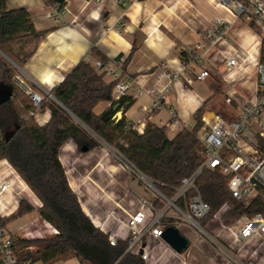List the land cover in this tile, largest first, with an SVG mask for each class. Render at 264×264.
<instances>
[{
    "label": "crops",
    "instance_id": "crops-1",
    "mask_svg": "<svg viewBox=\"0 0 264 264\" xmlns=\"http://www.w3.org/2000/svg\"><path fill=\"white\" fill-rule=\"evenodd\" d=\"M100 1L66 0L63 6L65 13L58 22L53 11L56 4H47L45 0H6L9 10L25 9L33 28L45 32L33 55L13 79L17 78L26 87L27 90H23L14 81L28 97L27 91H30L44 101V97L62 82L80 60L87 59L92 65L100 61L117 75V79L105 75L106 82L116 83L120 80L130 85L124 98L130 99L131 104L112 112L111 120L117 122L124 117L127 123L139 129V134L143 133L147 124L164 128L168 139L184 128H191L194 115L200 109L203 110L201 121L204 118L210 122L218 117L230 122L238 117L242 103L253 99L256 83L253 64H245L234 74L226 75L220 52H227L239 45L256 55L258 43H254L255 38L244 19L236 17L221 3L216 0ZM215 18L228 22L231 38L216 48L208 49L204 37ZM93 51L99 56H95ZM196 57L204 59L201 66L195 64ZM184 61L191 63L188 68L183 67ZM202 70H207L209 75L199 81L195 76ZM167 87L164 107L151 114L143 112L142 109L152 102L144 90ZM230 95L231 102L226 103ZM220 103L224 106L223 112L217 106ZM110 106V102H101L95 106L94 113L102 115ZM49 118L50 111L45 108L36 112L34 120L37 125L43 126ZM59 161L69 187L94 226L105 234L114 235L117 240L125 241L128 231L124 222L128 215L137 211V197L142 196L134 189L133 183L124 187L119 167L112 164L105 149L80 152L73 142L67 141L59 150ZM21 196V200L27 201L35 212L31 219V214L25 216L24 226L33 219H41L37 214L41 202L27 185ZM13 199L12 193H8L1 198V202L12 204ZM155 199L156 193L147 200L153 205ZM16 209L13 208L12 212ZM109 211L114 213V218L103 221L105 213ZM146 216L150 218L152 211L146 210ZM173 216L174 212L169 210L167 218ZM241 219L225 222L227 225H240ZM212 223L207 229L211 237L237 261L241 264H264V236L239 243L217 223ZM6 227L9 230L14 228L11 222ZM188 240V249L178 254L164 240L148 239L147 244L154 248L146 264H197V257L204 259L201 264H221L211 256L214 249L206 239L197 238L194 234ZM193 248L199 252L191 254ZM205 250L209 252L205 253ZM195 261L197 263H193ZM53 264L80 263L71 258Z\"/></svg>",
    "mask_w": 264,
    "mask_h": 264
},
{
    "label": "trees",
    "instance_id": "trees-1",
    "mask_svg": "<svg viewBox=\"0 0 264 264\" xmlns=\"http://www.w3.org/2000/svg\"><path fill=\"white\" fill-rule=\"evenodd\" d=\"M45 2L63 7L66 0ZM44 36V31L33 28L25 9L9 10L6 0H0V52L19 68H23ZM93 54L99 56L96 51ZM259 61L264 64L263 50ZM0 63L4 68L0 87L10 93V97L0 103V159L8 161L41 202L37 210L39 217L58 231L56 235L31 240L12 233L18 263L53 264L75 258L80 264H144L137 255L127 251L126 241L118 240L111 246L108 235L95 227L82 211L68 185L59 150L65 142L71 141L78 151H90L97 145L93 133L170 199L181 179L193 174L203 162L204 149L199 139L204 127L203 110L195 113L191 128H184L172 139L167 138L164 128L151 124L139 134L126 126L124 117L112 121V112L103 120L94 113L99 103L110 102L111 106L118 103L119 111L131 101L123 97L113 103L115 83L106 82L104 73L97 72L89 60L82 59L50 91L57 103L42 101L39 110L47 108L50 118L39 126L31 114L36 110L33 101L14 83L16 73L2 58ZM257 139L262 144L263 139ZM195 189L210 208L207 218L200 221L202 227L209 226L212 215L224 203L230 205L223 215L226 222L264 213V188H258L257 197L244 206L232 199L227 178L216 170L204 169L196 180ZM194 193L189 191L187 197ZM153 205L161 208L164 202L156 198ZM177 205L183 209V200H178ZM33 211L30 204L21 200L16 211L1 219L0 225L6 226L11 219L25 217ZM164 221L170 223V219Z\"/></svg>",
    "mask_w": 264,
    "mask_h": 264
},
{
    "label": "built area",
    "instance_id": "built-area-1",
    "mask_svg": "<svg viewBox=\"0 0 264 264\" xmlns=\"http://www.w3.org/2000/svg\"><path fill=\"white\" fill-rule=\"evenodd\" d=\"M95 2L101 3L100 0H95ZM218 2L230 9L236 17L253 21L264 28V0H218ZM53 11L56 13L57 21L60 22L65 13L64 8L57 5ZM230 38L228 22L225 19L215 18L210 29L206 31L204 40L208 49H211L225 43ZM220 56L223 58L226 75L234 74L245 64H253L256 79L254 97L252 100H245L242 103L238 117L230 122L218 117L210 122L202 118L204 128L199 139L204 149V159L201 165L193 174L181 179L174 196L170 199L150 184L151 189L156 193V198L164 202L161 208H153L151 202L139 197L137 211L128 215L126 222H124L128 231L125 241L127 242V251L137 255L144 264L148 261L154 248L153 245L147 244L148 239L163 241V232L170 226L181 232L184 231L183 235L188 239H190L191 234H196L209 240L217 248L218 257L222 259L221 264H241L223 245L213 239L204 227L200 226V221L209 215L210 208L196 192L195 183L204 169L216 170L227 178V188L232 199L244 206L250 205L252 200L257 197L258 188H264V64L260 63L259 54L253 55L239 45L236 48H230L227 52H220ZM194 62L201 66L204 59L196 57ZM190 64L186 61L182 63L184 68H188ZM93 67L97 72L117 79L114 70L103 65L100 61H95ZM208 75L207 70H202L195 77L202 81ZM168 88L144 90L152 98V102L150 106L142 109L143 112L151 114L162 109ZM129 89L128 83L117 80L113 87L112 102H118L127 94ZM27 94L34 103L36 110L31 114L35 118L43 100L33 92L27 91ZM48 96L51 97L49 94ZM231 98L232 95L227 97L226 103H230ZM126 126L140 133L134 124L127 123ZM257 137L263 139L262 144L258 142ZM252 179L257 181L259 185L252 183ZM25 187L26 184L8 161L0 159V220L13 214L14 211L12 212V210L18 207L22 197L21 193ZM189 191L195 193L188 198ZM8 193H12L14 197L12 204L7 201L1 202V198ZM262 198L264 199V194ZM180 199L184 203L183 209L177 205V201ZM148 209L152 211V216L147 219L146 210ZM229 209V203H224L212 215L210 221L217 223L221 229L226 230L239 243H246L252 237L264 236V213H258L251 218L242 217L240 225H227L223 215ZM169 210L174 212L172 218H167ZM110 217L114 218V213L112 211L106 212L103 221ZM165 219H170V223L165 222ZM115 221L120 222L118 219ZM102 224L103 222H101ZM101 225L100 228H102ZM11 234L6 226L0 225V264H19L16 252L12 247ZM56 234L58 231L48 222L37 218L29 221L17 233L20 238L26 239L44 238ZM107 235L109 244L115 246L118 241L117 238L114 235ZM24 264L30 263L25 262Z\"/></svg>",
    "mask_w": 264,
    "mask_h": 264
},
{
    "label": "rangeland",
    "instance_id": "rangeland-1",
    "mask_svg": "<svg viewBox=\"0 0 264 264\" xmlns=\"http://www.w3.org/2000/svg\"><path fill=\"white\" fill-rule=\"evenodd\" d=\"M216 1L218 2V0H216ZM244 21H245V24L248 25V27L252 31L251 33H252L253 37L255 38L254 43H258L257 44L258 45L257 48H258V54H259V58H260V54H261V51L262 50H263V53H264V28L261 27L260 25H257L253 21H247V20H244ZM0 53L2 54V55L0 54V58H2L9 65V67H11V69L14 70V72L16 74H19V69H18L19 67L15 63H13L10 59H8L2 52H0ZM3 56H5L10 61H8L7 59H5V57H3ZM3 72H4V68H3L2 64L0 63V78H2ZM12 73H13V71H12ZM25 96H27V95H25ZM46 100H52V98L46 95L44 97V101H46ZM217 106H218V108H220L221 112H223L222 111V108L224 107L223 104L220 103ZM91 135L95 138V140L97 142V145L93 149H96V150L97 149H101V148L105 149L106 155L110 158V161L112 162V164L113 165H117L119 167V173H120L119 176H121V183L123 181L124 187H127L131 183H133L134 189H136V191L139 192V195L140 196H142L144 198H147V199L152 198L155 193L151 189L150 184H152L153 186H154V184L150 180H148L145 176H143L140 172L138 173L134 169L133 166L127 164L126 161H124L120 156H118L116 154V152L110 146H108L105 142H103L95 134L91 133ZM200 135H201V133H200ZM63 161H64V169H65V160H63ZM100 169H102L101 171L104 172L103 168H100L99 167V170ZM135 197H136V195H134L133 198L135 199ZM137 198H139V197H137ZM25 202H27V201H25ZM30 214L31 215H29V217L31 219L32 218V215H35V212L34 213H30ZM25 220H26L25 217L11 219L8 223L10 224V222H11V225L14 228H11L12 230H9L8 229L9 232H15L16 231V233H14V234H17V232L19 231V229L24 226ZM8 223H7V225H8ZM208 223L213 224L212 222H208ZM204 228H205L206 231H208L207 230L208 227H204ZM13 230H15V231H13ZM182 233H185V232L182 231ZM207 233H209V235H210V232L209 231ZM192 235H194V234H191L190 235V240H191ZM198 236L199 235H197V238H198ZM27 239H30L31 240V239H39V238H27ZM206 241H208L209 245L212 246L213 249H214L213 250L214 252H212V253L210 252V253H211V256H213L215 262L216 263H222V259L220 257H218L217 248H215V246L209 240H206ZM201 250L203 251V249H201ZM194 251L195 252L196 251L199 252V250H197L196 248H193L192 251H191V254H193ZM204 252L205 253H208L209 251L207 252V250H205ZM197 259H198V261H197L198 263L196 261L193 262V263L201 264V260H204L203 258H201V260H200L199 257H197Z\"/></svg>",
    "mask_w": 264,
    "mask_h": 264
},
{
    "label": "water",
    "instance_id": "water-1",
    "mask_svg": "<svg viewBox=\"0 0 264 264\" xmlns=\"http://www.w3.org/2000/svg\"><path fill=\"white\" fill-rule=\"evenodd\" d=\"M3 57H5V56H3ZM5 59H7V58L5 57ZM8 61H10V60H8ZM18 69L20 70V68H18ZM14 81L16 82L17 85H20V87L23 90H27L26 87L17 78H15ZM9 97H10V93L7 91V89L0 87V103L4 102ZM51 98L53 99V101H55L57 103V101L52 96H51ZM117 109H118V103L112 105L107 111H105L101 115V119L107 120L110 117V113L116 112ZM251 182L256 184V185H259V183L257 181H255L254 179H252ZM162 239L178 254L184 253L188 249L189 244H190V241L184 235H182L177 228L172 227V226L167 227L164 230L163 235H162Z\"/></svg>",
    "mask_w": 264,
    "mask_h": 264
}]
</instances>
